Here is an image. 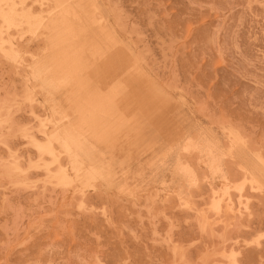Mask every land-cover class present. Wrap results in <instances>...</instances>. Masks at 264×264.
Instances as JSON below:
<instances>
[{
    "label": "rangeland",
    "instance_id": "1",
    "mask_svg": "<svg viewBox=\"0 0 264 264\" xmlns=\"http://www.w3.org/2000/svg\"><path fill=\"white\" fill-rule=\"evenodd\" d=\"M53 3L0 15V264H264V0Z\"/></svg>",
    "mask_w": 264,
    "mask_h": 264
},
{
    "label": "bare ground",
    "instance_id": "2",
    "mask_svg": "<svg viewBox=\"0 0 264 264\" xmlns=\"http://www.w3.org/2000/svg\"><path fill=\"white\" fill-rule=\"evenodd\" d=\"M40 1V0H39ZM43 1H51L53 4H52V8H51V10L49 11V12H52V11H58V10H60V9H62L63 8V10L64 9H68V7L69 6H71V5H69L67 8H64L65 6H67L68 4H69V2L70 1H72V0H43ZM0 2L1 3H6L7 4V12H3V10L2 9H0V15L2 16V18L4 19V21L5 22H7L9 25H11V24H14L15 22H17V21H21V19H22V21H25V23L27 24V25H30V26H34V24H36V25H40V23L42 22V18L40 17V15H34L33 13H31L30 11H28V10H24L23 11V13H22V15H21V18L20 17H17V15H16V13H15V8H14V6H13V4H11V0H0ZM10 3V4H9ZM16 3V2H15ZM80 7V6H79ZM17 9V8H16ZM95 9V8H94ZM63 10H61V11H63ZM74 11V10H73ZM49 12H47V13H49ZM60 13V12H59ZM73 13V12H72ZM77 14V13H76ZM67 15V14H66ZM47 16V15H46ZM61 18H63V17H61ZM68 20V19H67ZM33 22V23H32ZM4 24V23H3ZM3 27V26H2ZM5 27H7L6 25H5ZM37 26H35V28H36ZM67 27H69V26H67ZM103 27V26H102ZM38 28V27H37ZM30 29H32V28H30ZM36 30V29H35ZM34 30V31H35ZM102 35V34H101ZM3 38V37H2ZM95 47H97V46H95ZM88 48V47H87ZM94 48V47H93ZM95 49V48H94ZM93 49V50H94ZM43 50H45V49H43ZM92 50V49H91ZM96 52V51H95ZM104 52V51H103ZM18 53V52H17ZM91 53V52H90ZM99 53V52H98ZM14 54V53H13ZM7 57V56H6ZM18 57V56H17ZM107 58V57H106ZM94 59V58H93ZM83 61V60H82ZM101 63V62H100ZM91 64V63H90ZM75 65H77V63L75 64ZM79 66V65H78ZM78 66H75V67H77L78 68ZM96 66V65H95ZM64 67V66H63ZM82 67V66H81ZM79 70V69H78ZM78 70L76 69V71L78 72ZM81 71V70H80ZM31 73V72H30ZM118 73V72H117ZM35 74V73H34ZM130 74V73H129ZM40 75V74H39ZM110 78V77H109ZM106 79V78H105ZM81 80V79H80ZM113 80V79H112ZM55 81V80H54ZM61 81V80H60ZM64 81H66V80H64ZM77 82V81H76ZM85 82V81H84ZM84 82H82V83H84ZM106 83H107V80H106ZM118 83H119V81H118ZM60 84V83H59ZM119 84H121V83H119ZM61 85V84H60ZM79 85H80V83H79ZM84 85V84H83ZM82 85V86H83ZM56 86H58V85H56ZM108 87V86H107ZM113 87H117V84L115 83L114 84V86ZM56 88V87H55ZM62 88H63V86H62ZM83 88V87H82ZM88 88V87H87ZM98 88V87H97ZM64 89V88H63ZM83 89H86V88H83ZM90 88H88V90H89ZM92 89V88H91ZM94 89H95V87H94ZM113 89L114 88H112V91H113ZM117 89V88H116ZM69 90V89H68ZM96 90V89H95ZM95 90H94V92H95ZM122 90V89H121ZM70 91V90H69ZM90 91V90H89ZM88 91V92H89ZM109 91V90H108ZM112 91L110 92V94L112 93ZM79 92V91H78ZM80 92H83V91H80ZM69 93V92H68ZM84 93V92H83ZM90 93H92V92H90ZM96 93V92H95ZM79 94H81V93H79ZM102 94V93H101ZM100 94V95H101ZM104 94V93H103ZM102 94V95H103ZM90 95V94H89ZM96 95H97V93H96ZM99 95V94H98ZM97 95V96H98ZM105 95V94H104ZM103 95V96H104ZM119 95V94H118ZM69 96V95H68ZM77 96H79V95H77ZM108 96V95H107ZM110 96V95H109ZM73 97V96H72ZM84 97V96H83ZM82 97V99H84ZM99 97V96H98ZM86 98V97H85ZM89 99L91 98V97H88ZM95 98H97L96 96H95ZM94 97H93V99H95ZM99 98H101V97H99ZM103 98V97H102ZM105 98V97H104ZM112 98V97H111ZM29 99V98H28ZM73 99V98H72ZM87 99V98H86ZM88 99V100H89ZM106 99V98H105ZM104 99V100H105ZM114 99V98H113ZM73 100H77V99H73ZM78 100H80V99H78ZM84 101V100H83ZM90 101H92V100H90ZM97 101V100H96ZM114 101V100H113ZM71 102V101H70ZM74 102V101H73ZM72 102V103H73ZM75 102H79V101H75ZM74 102V103H75ZM80 102H81V100H80ZM94 102H95V100H94ZM100 102V101H99ZM104 101H102V103H103ZM71 103V104H72ZM84 102H82V103H80V104H78L79 106L81 105V104H83ZM113 102H107L105 105L107 106V105H109V104H112ZM70 104V103H69ZM86 104V103H85ZM89 104V103H88ZM94 104V103H93ZM101 104V103H100ZM100 104H98V105H100ZM114 104V103H113ZM57 105V104H56ZM102 105V104H101ZM71 106V105H70ZM92 106V105H91ZM91 106H87L88 108H90ZM72 107H74V104H73V106ZM98 106H96L95 108H97ZM84 108V107H83ZM95 108H94V110H95ZM103 108V106H101V107H99V108H97V110L99 111V110H101ZM93 109V108H92ZM64 110H66V109H64ZM75 110V109H74ZM90 111V110H89ZM97 111V112H98ZM118 111V110H117ZM82 112V111H81ZM86 112V111H85ZM91 112V111H90ZM78 113V112H77ZM71 115V114H70ZM77 115V114H76ZM86 115V114H85ZM73 116V115H72ZM82 116V115H81ZM93 116V115H92ZM125 116V115H124ZM123 118V117H122ZM121 118V119H122ZM125 118H127L126 116H125ZM81 119V118H80ZM88 119L90 120L89 122L92 124V123H96L97 121H98V117H97V115H95V117L93 118V117H91L90 116V118L88 117ZM88 119L86 118V120H84V121H86V123H87V121H88ZM63 120H66V117H64V119ZM102 120V119H101ZM123 120H125V119H122V121ZM129 120V119H128ZM121 121V120H120ZM99 122V121H98ZM123 123V122H122ZM126 123V122H125ZM71 124V123H70ZM89 124V123H88ZM87 124V125H88ZM115 124H118V123H115ZM70 126V125H69ZM93 126V125H92ZM116 126V125H115ZM118 126V125H117ZM123 126V125H122ZM113 127V126H112ZM113 129V128H112ZM117 129H118V127H117ZM77 130V129H76ZM114 130H116V129H114ZM79 132V131H78ZM81 133H82V131H80ZM113 132H115V131H113ZM53 134V133H52ZM52 134H51V137H52ZM109 134H111V133H109ZM228 134H230L231 135V137H232V140H231V145H230V148H229V153H230V155H231V157H236V158H239V159H241V157H242V154H243V147H244V141L242 140V137L241 136H239V134H237V131L236 132H234V131H230ZM82 135V134H81ZM83 135H84V133H83ZM82 135V136H83ZM95 135V134H94ZM112 135V134H111ZM105 136H107V133L105 134ZM50 137V138H51ZM54 137V136H53ZM108 138H109V135H108ZM104 139H107V138H104ZM199 139H200V141H202L201 142V144L198 146V148H197V150H198V152H200L201 154H204V155H207V157L209 156V158L207 159V161L208 162H206V167L209 169V172H211L212 174H217V175H219L223 180L224 179H226V177H225V175L223 174V172L221 171V169H220V163H219V161L217 160V153H216V151H217V145H216V143L215 142H217L216 140H214V139H212L208 134H205V133H200L199 134ZM98 141V140H97ZM61 142H62V147L64 148V150H70V152H69V155L71 156V159H72V162H74V163H76V164H78V165H80V163L81 162H79V160H78V154H76V153H73L72 151H71V149H70V146H69V144L68 143H66L64 140H61ZM34 143V142H33ZM36 143V142H35ZM46 143V144H45ZM42 144V143H41ZM38 145V147H37V150H38V148H39V150H41V152L43 153V152H46L47 154L46 155H48V154H52V148H51V145L49 144V142H47V140H46V142L44 141V143L42 144V145ZM97 145V144H96ZM189 149V148H188ZM38 150V151H39ZM185 150H186V148H185ZM196 150V151H197ZM37 151V152H38ZM40 152V151H39ZM40 155H41V153H40ZM50 158L52 157V155H48ZM53 158V157H52ZM55 158V157H54ZM53 161H56V158L53 160ZM205 161V160H204ZM261 161V160H260ZM51 162H52V159H51ZM241 165L239 164V167H240ZM227 167V166H226ZM15 168V170H17L16 169V167H14ZM80 166H79V168L77 169V171L76 172H79V170H80ZM173 169H174V172L178 175V176H182V177H184V176H186L187 174H188V170L184 167V166H182L181 164H180V162L178 161V160H176L175 159V162H174V165H173ZM57 171V170H56ZM58 171H59V178L57 179L58 180V182L56 181V183H64V180H65V175L63 174V170L61 169V168H59V166H58ZM56 173V172H55ZM247 173V172H246ZM57 175V174H56ZM56 175H54V176H56ZM53 176V177H54ZM64 179V180H63ZM249 179H250V177H249ZM251 181L252 182H256L257 181V178L253 175L252 177H251ZM248 182H249V180H248ZM62 201V200H61ZM211 255V254H210ZM207 256V255H206ZM209 256V255H208Z\"/></svg>",
    "mask_w": 264,
    "mask_h": 264
},
{
    "label": "snow or ice",
    "instance_id": "3",
    "mask_svg": "<svg viewBox=\"0 0 264 264\" xmlns=\"http://www.w3.org/2000/svg\"><path fill=\"white\" fill-rule=\"evenodd\" d=\"M22 131H23V129H22ZM4 147H7V142L6 141L4 142ZM262 175H264V173H262ZM262 239H264V237H262Z\"/></svg>",
    "mask_w": 264,
    "mask_h": 264
}]
</instances>
